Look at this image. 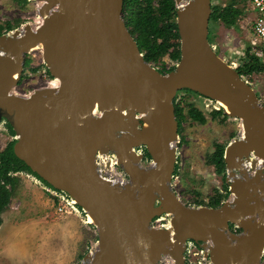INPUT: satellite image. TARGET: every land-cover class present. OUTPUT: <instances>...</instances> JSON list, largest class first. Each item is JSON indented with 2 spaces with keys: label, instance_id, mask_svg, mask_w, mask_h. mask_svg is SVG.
I'll list each match as a JSON object with an SVG mask.
<instances>
[{
  "label": "water",
  "instance_id": "1",
  "mask_svg": "<svg viewBox=\"0 0 264 264\" xmlns=\"http://www.w3.org/2000/svg\"><path fill=\"white\" fill-rule=\"evenodd\" d=\"M39 1L49 4L39 8L46 20L38 30L26 23L24 33L26 24L0 35V122L6 119L17 135L15 154L92 216L98 241L78 264H185L190 239L207 249L211 264H261L264 105L212 47L211 0H175L181 58L167 73L145 59L124 19L125 0ZM13 31L22 35L14 39ZM39 45L61 85L16 94L26 54ZM179 89L222 103L228 116L253 132L225 147L231 197L217 207L188 205L172 187ZM142 147L149 166L142 165ZM259 160L261 173L251 174ZM243 161H252L251 172L240 169ZM115 164L127 177L113 174ZM231 166L238 174L230 175ZM165 215L168 223L153 224Z\"/></svg>",
  "mask_w": 264,
  "mask_h": 264
},
{
  "label": "rangeland",
  "instance_id": "2",
  "mask_svg": "<svg viewBox=\"0 0 264 264\" xmlns=\"http://www.w3.org/2000/svg\"><path fill=\"white\" fill-rule=\"evenodd\" d=\"M231 2L241 10L235 24L228 26L220 20L210 19L208 37L211 43L216 44L219 56L234 68L233 62L240 66L249 59L250 54L260 59L257 52L264 51V46L253 44L256 12L250 0H211V6H226ZM39 8V0H0V24L6 26L9 23L21 27L23 24L31 23L36 26L42 22ZM171 37L180 43L181 39H177L174 31ZM27 60L30 62L26 64L19 84L14 87V92L19 95H28L50 86L55 79L49 71L41 46L27 53ZM164 60V68L163 64L156 67L163 73H167L169 68L175 67L178 63L169 58L168 54ZM244 76L264 105V70H255ZM174 99L186 112L189 104L196 106L204 112L207 120L200 123L187 115L182 121L180 144L177 149V172L175 171L172 178L173 189L184 203L191 206H206L209 200L218 194L223 195L226 201L231 197L227 168L225 167V171H219L212 161V156L216 144L227 146L239 136L241 119L235 116L214 119L211 112L221 105L215 99L197 91L179 89ZM16 136V133L10 132L8 121L2 119L0 151L11 140H15ZM143 152L145 154L144 148ZM144 156L142 165L149 166L151 159ZM18 176L17 189L11 198L9 208L3 214L4 222L0 227V248L9 252V255L5 253L3 256L0 255V264H78L89 249L96 247L98 241L96 226L87 222V216L81 209L82 214L58 211V200H54L43 188L35 189V186L27 181L35 177L33 173L23 171L19 172ZM170 217L165 215V218L157 223H168ZM20 223H31L36 227L31 234L22 237ZM206 252V248L198 247L188 256L189 258L187 257L185 263L211 264ZM261 264H264V257Z\"/></svg>",
  "mask_w": 264,
  "mask_h": 264
},
{
  "label": "trees",
  "instance_id": "3",
  "mask_svg": "<svg viewBox=\"0 0 264 264\" xmlns=\"http://www.w3.org/2000/svg\"><path fill=\"white\" fill-rule=\"evenodd\" d=\"M123 11L124 19L130 26V29L137 40L138 46L147 61L155 67L163 64L164 68V57L167 54L169 58L176 62L180 60V43L176 42V39L171 37L172 31H174L177 35V39L180 38L178 25L176 19H174L176 18L175 0H125ZM240 14L241 10L234 2H231L226 6L213 5L210 19L220 20L226 25L231 26L235 24ZM16 27L17 26L9 23L6 26L0 24V35ZM29 62L30 60H27L26 64L28 65ZM174 68L175 67L173 66L169 68L168 71H171ZM237 70L241 75L252 73L255 70H264V60H260L256 55L250 54L249 59L241 64ZM186 90L193 91L191 89ZM174 104L176 117L179 122V133H181L182 121L187 115L194 121L200 123L206 122V115L196 106L189 104L186 112V110H184L185 108L180 106L175 99ZM211 115L214 119H227L229 117L221 106L218 109L212 110ZM8 126L10 132L15 133L9 122ZM15 141L16 140H11L7 146L0 151V227L4 222L3 214L9 208L11 198L17 189L19 172L24 171L33 173L40 178L45 185L52 187L38 174L33 172L31 168L15 154ZM225 147L226 146L222 144H216V150L212 156V161L216 164L219 171H225ZM145 155L147 158H150L147 149H145ZM175 171L177 172V168ZM225 189L227 194H229L227 186ZM223 198V195L218 194L215 197H212L206 205L217 207L225 200ZM231 227L235 228L233 224H231Z\"/></svg>",
  "mask_w": 264,
  "mask_h": 264
},
{
  "label": "built area",
  "instance_id": "4",
  "mask_svg": "<svg viewBox=\"0 0 264 264\" xmlns=\"http://www.w3.org/2000/svg\"><path fill=\"white\" fill-rule=\"evenodd\" d=\"M250 2L252 3V7H253L254 11L256 12V15L254 18V23H253V32H254L253 44L264 46V0H250ZM212 47L217 51L216 44L212 43ZM257 55L260 56L261 60H264V51L263 50L258 51ZM233 65H234L235 69H237L239 67L238 66L239 64L236 62H233ZM242 77L246 81H248L244 75H242ZM99 161H100L99 164L103 165V161L101 159ZM120 168L121 167H119L117 164H115L113 166V174L116 176H119V177H127L126 172L122 168L121 169ZM35 180L38 183L42 184V182L40 180H38L36 178H35ZM45 189L51 194V196L54 198V200L59 201L58 211L65 212V213L82 214V212L80 211L78 206L71 200V198L67 194H65L64 192H62L58 189H55V188L49 187V186H45ZM162 220H163V218L158 217L154 220L153 224L155 226H162V225H164V223L158 224ZM198 247H201V246L197 241H195L193 239L188 240L186 243V248H185L186 259H188L189 258L188 256H190V254L193 251H195V249H197Z\"/></svg>",
  "mask_w": 264,
  "mask_h": 264
},
{
  "label": "bare ground",
  "instance_id": "5",
  "mask_svg": "<svg viewBox=\"0 0 264 264\" xmlns=\"http://www.w3.org/2000/svg\"><path fill=\"white\" fill-rule=\"evenodd\" d=\"M48 2H46V1H40V8H42V7H44V6H48ZM179 7H184V6H180V4H179ZM56 8H54V9H52V10H50L49 12L52 14V11L53 10H55ZM45 18H43L42 16H41V21L42 22H40V24H38V25H36V26H33L31 23H29V26L32 28V29H34V30H38L40 27H41V25L45 22ZM26 26H27V24L26 25H24L23 27H22V33H24L25 32V30H26ZM22 33L21 32H19V31H13L12 33H11V35H12V38H14V39H18L21 35H22ZM3 56H5V53L3 52V50H2V48H1V46H0V57H3ZM185 82L186 83H191L192 82V78L190 77V76H188L187 78H186V80H185ZM60 81L58 80V79H54L53 80V82L50 84V86L51 87H53V88H55V89H58L59 87H60ZM198 88H201L200 86H198ZM220 104H222V103H220ZM226 107V106H225ZM227 108V107H226ZM144 127L145 128H149V126L147 125V124H145L144 125ZM253 135V132L251 131V132H248V130H247V128H246V126H242L241 125V132H240V135L239 136H241L242 138H244V140L245 141H247V140H249L250 139V137ZM240 137V138H241ZM262 167H263V161L262 160H259L258 162H257V164H256V166H255V170H254V172H252L251 174H255L256 172H257V174H259V173H261V170H262ZM251 168H252V161H243V166L242 167H240V169L242 170V171H245V170H248L249 172H251ZM229 172H230V175L231 176H234V174L235 173H237V172H239V171H237V168L235 167V166H231V167H229ZM237 171V172H236ZM234 173V174H233ZM238 174V173H237ZM241 174V173H240ZM237 175V176H242V175ZM87 222H93V218H92V216L91 215H87ZM169 233H170V235H173L174 234V230H173V228H172V226H170L169 227Z\"/></svg>",
  "mask_w": 264,
  "mask_h": 264
},
{
  "label": "crops",
  "instance_id": "6",
  "mask_svg": "<svg viewBox=\"0 0 264 264\" xmlns=\"http://www.w3.org/2000/svg\"><path fill=\"white\" fill-rule=\"evenodd\" d=\"M33 179V180H32ZM32 179H29V180H27V181H29V182H31V184H33L34 186H35V189H37V190H40V188H43L44 190H46L45 189V186L44 185H42V184H40V183H38L34 178H32ZM47 191V190H46ZM36 192V191H35ZM38 195H41L42 196V194L41 193H39V192H36ZM50 196H51V194H50ZM52 197V196H51ZM53 198V197H52ZM54 199V198H53ZM20 224H22V226H21V231H22V237H26L27 235H29V234H31V232L34 230V228L36 227L35 225H31V223L30 224H23V223H20ZM4 253L6 254V255H9V252H6V249H5V251L4 250H2V248H0V255H4ZM7 259V258H6ZM7 260H9V259H7Z\"/></svg>",
  "mask_w": 264,
  "mask_h": 264
}]
</instances>
